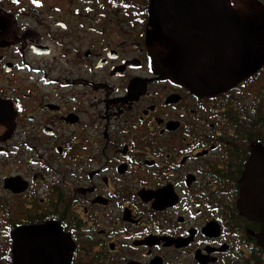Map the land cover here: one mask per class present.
I'll list each match as a JSON object with an SVG mask.
<instances>
[{"label": "flooded vegetation", "instance_id": "af4514ba", "mask_svg": "<svg viewBox=\"0 0 264 264\" xmlns=\"http://www.w3.org/2000/svg\"><path fill=\"white\" fill-rule=\"evenodd\" d=\"M186 2L0 0V264H264V0Z\"/></svg>", "mask_w": 264, "mask_h": 264}, {"label": "water", "instance_id": "95a60500", "mask_svg": "<svg viewBox=\"0 0 264 264\" xmlns=\"http://www.w3.org/2000/svg\"><path fill=\"white\" fill-rule=\"evenodd\" d=\"M162 0H155V10L157 13H160V5ZM187 4H190L188 7H184L190 13L185 15L184 19L176 24H170L168 27L171 31L176 33H181V35L186 36L190 40H195L196 38L203 37L208 39V31L205 30L198 34L195 30V19L193 16H197L198 11H205V16H209L212 24H217L218 26H225V31L223 32H233L234 24L232 14L222 5L224 0H185ZM209 3V5H205ZM196 12V13H194ZM209 12V13H208ZM214 12V14H213ZM224 12V13H223ZM231 17V19H229ZM213 18V19H212ZM219 18V19H217ZM210 24V22H209ZM260 162L263 164L264 168V145L255 144L250 147L249 158L246 162L244 176L245 180L240 189V196L238 199V206L242 209L243 213L250 219L260 222L261 229L258 233V238L262 245L264 246V212H260L255 205L249 206L254 203V197L250 198V192L252 189H255L256 186V175L259 168ZM249 204V205H248ZM65 264H68L66 261Z\"/></svg>", "mask_w": 264, "mask_h": 264}]
</instances>
